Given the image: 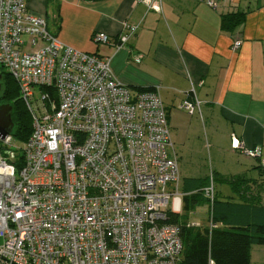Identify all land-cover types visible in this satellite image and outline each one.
I'll use <instances>...</instances> for the list:
<instances>
[{
    "label": "built area",
    "instance_id": "2783aa9c",
    "mask_svg": "<svg viewBox=\"0 0 264 264\" xmlns=\"http://www.w3.org/2000/svg\"><path fill=\"white\" fill-rule=\"evenodd\" d=\"M136 1L162 12L161 0ZM193 1L217 9L232 0ZM138 28L123 22L116 38L91 40L118 51ZM0 67L31 117L21 149L11 134L0 139V264H177L181 225L171 218L184 193L158 88L121 83L109 56L62 42L28 0H0ZM189 92L179 108L200 113L193 84ZM232 147L264 167L259 145ZM202 192L212 204V183Z\"/></svg>",
    "mask_w": 264,
    "mask_h": 264
},
{
    "label": "crops",
    "instance_id": "0c3cea01",
    "mask_svg": "<svg viewBox=\"0 0 264 264\" xmlns=\"http://www.w3.org/2000/svg\"><path fill=\"white\" fill-rule=\"evenodd\" d=\"M161 4L158 13L136 0H28L29 10L50 21L51 31L62 42L109 56L121 83L158 88L174 131L177 161L196 157L197 130L208 134L212 141L209 182L215 188L214 174L243 175L245 198L252 197L257 204L233 207L234 220L245 223L244 215L249 213L253 220L264 210L263 194L252 191L256 185L264 189V167L258 159L233 149L232 143L241 139L248 147L259 145L264 157V0H232L217 9L193 0H161ZM229 13L242 14V21L234 28H223L222 16ZM123 22L139 24L124 48L115 51L111 45L93 44L94 32L116 38ZM235 40L241 45L232 50ZM134 53L143 54L139 63L132 61ZM192 84L201 104L200 113L189 114L179 104L191 96ZM188 171L187 167L182 175L179 172L184 195L196 190L197 180L207 179ZM217 183L221 200L241 203L229 185Z\"/></svg>",
    "mask_w": 264,
    "mask_h": 264
},
{
    "label": "trees",
    "instance_id": "16d2710c",
    "mask_svg": "<svg viewBox=\"0 0 264 264\" xmlns=\"http://www.w3.org/2000/svg\"><path fill=\"white\" fill-rule=\"evenodd\" d=\"M242 21V14L229 13L222 16L223 28H234ZM0 104L9 103L12 107L13 123L11 135L20 141H26L31 132V117L18 95V88L13 78L1 72ZM215 182L227 184L233 192L240 196L241 203L221 200L215 192L212 204L204 197L202 189L210 184L208 179L197 180L196 190L184 195L183 209L193 210L195 207L210 204L211 220L214 227H195L181 222L179 216H173L172 222L181 225L183 243L182 258L177 264H250L249 249L252 243L264 244V222L250 220L252 213L245 214V223L234 220L233 207L255 206L257 201L245 198L246 179L243 175H212ZM259 208V207H258ZM257 208V209H258ZM243 217V213L239 218ZM238 218V217H237Z\"/></svg>",
    "mask_w": 264,
    "mask_h": 264
},
{
    "label": "rangeland",
    "instance_id": "374dc122",
    "mask_svg": "<svg viewBox=\"0 0 264 264\" xmlns=\"http://www.w3.org/2000/svg\"><path fill=\"white\" fill-rule=\"evenodd\" d=\"M48 28L51 31V23L49 21L48 23ZM0 72H4L3 68L0 67ZM183 110V109H182ZM185 111V110H184ZM188 113L187 111H185ZM186 121L188 120L187 117L185 116ZM170 128V135L172 140L174 139V131L172 128ZM197 129H199V126H196ZM196 140V146L194 147L196 149V157L194 159L191 158V156H183V159H179L178 161V166H179V172L182 175V171L184 168H189L190 174L194 176H202L206 177L209 181L210 175L212 173L211 171V160L209 157L212 151V147H210L209 143L212 144L211 139L209 138V135H205L202 132H198L197 130V135L194 137ZM25 141H20L16 137L12 135L11 139V144L14 148L16 149H21L24 145ZM191 158V159H189ZM215 188L217 189L218 183L215 181ZM224 188L226 187L223 185ZM214 188L215 192L216 189ZM255 194L261 192L263 196V203H264V189H258V186L253 188L252 190ZM210 204H204L195 207L193 210H187L186 212L183 211L181 215H179V220L181 222H186L188 225L195 226V227H214L212 226V220H211V212H210ZM252 216V215H251ZM253 218V217H252ZM255 220H259L257 222H264V210L261 209L258 213H256ZM216 225V224H215ZM1 242V240H0ZM183 254V253H182ZM180 256V259L182 258V255ZM249 256H250V264H264V244H259V243H252L249 249ZM210 264V263H209ZM211 264H214V261H212Z\"/></svg>",
    "mask_w": 264,
    "mask_h": 264
},
{
    "label": "water",
    "instance_id": "95a60500",
    "mask_svg": "<svg viewBox=\"0 0 264 264\" xmlns=\"http://www.w3.org/2000/svg\"><path fill=\"white\" fill-rule=\"evenodd\" d=\"M1 78L2 74L0 73V80ZM11 111L12 107L9 103L0 104V139H4L12 132Z\"/></svg>",
    "mask_w": 264,
    "mask_h": 264
},
{
    "label": "clouds",
    "instance_id": "9594fccd",
    "mask_svg": "<svg viewBox=\"0 0 264 264\" xmlns=\"http://www.w3.org/2000/svg\"><path fill=\"white\" fill-rule=\"evenodd\" d=\"M50 146H51L52 148H55V147H56V144H55V143H52Z\"/></svg>",
    "mask_w": 264,
    "mask_h": 264
},
{
    "label": "flooded vegetation",
    "instance_id": "af4514ba",
    "mask_svg": "<svg viewBox=\"0 0 264 264\" xmlns=\"http://www.w3.org/2000/svg\"><path fill=\"white\" fill-rule=\"evenodd\" d=\"M2 79V78H1ZM0 82H1V80H0Z\"/></svg>",
    "mask_w": 264,
    "mask_h": 264
}]
</instances>
